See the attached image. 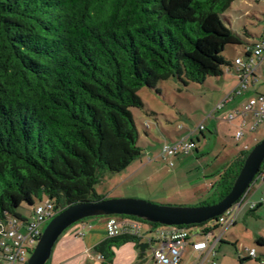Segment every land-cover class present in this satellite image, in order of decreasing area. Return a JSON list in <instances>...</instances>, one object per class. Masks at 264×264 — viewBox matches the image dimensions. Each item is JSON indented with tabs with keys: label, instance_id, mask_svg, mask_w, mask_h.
<instances>
[{
	"label": "trees",
	"instance_id": "1",
	"mask_svg": "<svg viewBox=\"0 0 264 264\" xmlns=\"http://www.w3.org/2000/svg\"><path fill=\"white\" fill-rule=\"evenodd\" d=\"M233 1L0 0V230L8 217L24 220L22 205L48 201L59 212L103 200L101 173L141 156L139 90L221 77L233 66L226 48L254 47L223 22ZM248 152L219 174L211 204ZM128 242L139 244L121 236L95 252L111 264V248Z\"/></svg>",
	"mask_w": 264,
	"mask_h": 264
},
{
	"label": "rangeland",
	"instance_id": "2",
	"mask_svg": "<svg viewBox=\"0 0 264 264\" xmlns=\"http://www.w3.org/2000/svg\"><path fill=\"white\" fill-rule=\"evenodd\" d=\"M226 26L229 25L226 23ZM241 26L238 30L240 33ZM222 56L230 61L234 55L228 47ZM259 83L264 85V65L259 70ZM229 88L230 80L228 74L224 73L221 77H208L201 84L183 85L178 80L170 79L157 84L155 89H140L138 95L143 108L132 109V115L140 135L138 145L142 150L141 156L119 173L103 171L95 187L96 193L103 200L133 199L159 206L212 205V200L218 198L219 174L231 165L245 146L250 151L264 139V123L254 131L249 130L250 124L243 126L244 137L236 140L238 122H223L221 116H225V112L213 114L211 119L208 117ZM200 124L205 128L203 135L193 132ZM214 125L217 134L213 132ZM189 132H193L190 137L195 142L197 153L193 150L187 155L173 158V167L170 168L169 161L164 162L159 158L162 145L184 138ZM148 158L152 161L147 162ZM34 206L22 205L17 211L29 219ZM47 224L41 226L42 232ZM231 231L243 246L264 252V248L257 246L253 239L257 232L264 235V204L253 213L244 208L238 214L234 228L227 230L223 246L234 253L233 243L228 237ZM214 233L218 235L219 231Z\"/></svg>",
	"mask_w": 264,
	"mask_h": 264
},
{
	"label": "built area",
	"instance_id": "3",
	"mask_svg": "<svg viewBox=\"0 0 264 264\" xmlns=\"http://www.w3.org/2000/svg\"><path fill=\"white\" fill-rule=\"evenodd\" d=\"M245 53L250 54L249 58L239 56L233 59L232 69H234L237 80L235 87L209 113V118L234 103V100L241 97L251 84L258 81L256 68L264 57V25L260 40L252 49L245 50ZM228 71L229 69L225 70V72ZM222 121L229 124L238 122L235 139L241 140L244 137L243 126L250 124L249 130L254 131L264 123V96L257 95L248 99L244 104L227 113ZM204 129L203 124H200L193 132L202 133ZM193 132H189L188 136L170 144H163L159 158L164 162L169 161L168 166L173 167V158L187 155L195 150V143L190 137ZM244 150H247L246 146ZM150 161L152 159L148 158L147 162ZM260 174L256 176L255 181ZM249 190L221 216L200 226L202 228L199 233L194 230L199 227L190 229L188 226H161L128 217L112 216L108 218L105 226L106 236L108 239L127 236L138 241L145 240L154 264H180L181 256L187 247L193 252L202 253L208 251L210 241L213 244L221 241L224 233L234 225L238 211L248 202ZM261 202H264V198ZM253 207L254 204L251 205V208ZM59 212H55L48 201H43L34 206L29 219L8 217L6 224L0 230V264H26L42 234L41 226L53 219ZM216 230L219 231L218 235L214 233ZM246 252L250 258L256 257L254 249H246ZM98 259L102 257L98 256Z\"/></svg>",
	"mask_w": 264,
	"mask_h": 264
},
{
	"label": "crops",
	"instance_id": "4",
	"mask_svg": "<svg viewBox=\"0 0 264 264\" xmlns=\"http://www.w3.org/2000/svg\"><path fill=\"white\" fill-rule=\"evenodd\" d=\"M245 18L246 21L244 22ZM224 20L233 32L244 36L247 39L248 44L253 46L263 35L264 0H234L230 9L224 13ZM241 24H243V27ZM240 26L242 27L241 33L238 31ZM246 47L247 46L244 45L231 49L234 56L228 62L231 63L234 58L243 56ZM263 65L264 57L256 68V77L258 81L251 84L245 93H243L244 95L242 94L240 98L235 99L234 103L224 108L222 112L227 114L231 112L232 109L238 108L240 105L244 104L248 99L256 97L257 95L264 96V85L259 83V70ZM225 74H228L230 80V88L226 91L228 93L233 87H235L237 80L234 75V69L230 68ZM223 117L224 116L222 115L221 119ZM216 125H214L213 131L215 134L218 133ZM203 132L200 134L203 135ZM198 140L199 139L197 138V141ZM195 149V152L197 153L198 149L196 147ZM247 198L248 202L244 204L236 214L235 223L231 228H234L236 225L237 216L244 208L247 207L249 212L253 213L257 208L264 204V202H261V199L264 198V169L257 177L256 181L251 185ZM252 204H254L253 208H251ZM107 220L108 218L106 217H100L98 219H96V217L89 218L69 227L62 233L53 246L47 264H104L103 259H98V256L101 255L95 252V247L108 239L105 227ZM201 228L202 227H199L194 230L199 233ZM226 232L220 242L213 244L210 241L208 243V251L196 253L187 247L181 256L180 264H261L264 262V252L262 250L259 252L255 251L256 257L254 259L248 256L246 249L252 250L254 247L243 246L239 242V238L234 231L228 233V237L231 239L235 250L234 253L232 251L230 252L229 249L223 246L225 245L224 241L226 239L225 236L227 235ZM252 236L254 237V235ZM198 238L200 237L198 236ZM253 239L255 242L258 239H262V248H264V235H262V233L260 234L257 232ZM139 244H146V241L140 240ZM136 246L135 243L128 242L112 247L111 251L113 256L111 264H154L151 259L149 247L147 246L144 255L141 256L140 252L136 249Z\"/></svg>",
	"mask_w": 264,
	"mask_h": 264
},
{
	"label": "water",
	"instance_id": "5",
	"mask_svg": "<svg viewBox=\"0 0 264 264\" xmlns=\"http://www.w3.org/2000/svg\"><path fill=\"white\" fill-rule=\"evenodd\" d=\"M264 162V139L247 154L229 193L209 206H159L142 200L117 199L84 202L68 206L51 219L43 230L26 264H46L58 238L72 225L89 218L124 216L161 226L201 225L221 216L247 192ZM136 249L143 256L146 244Z\"/></svg>",
	"mask_w": 264,
	"mask_h": 264
}]
</instances>
